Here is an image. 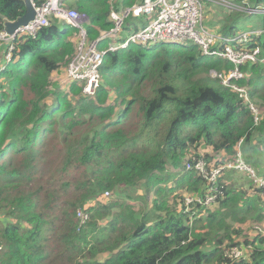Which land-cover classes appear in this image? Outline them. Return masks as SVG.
<instances>
[{"label":"trees","instance_id":"trees-1","mask_svg":"<svg viewBox=\"0 0 264 264\" xmlns=\"http://www.w3.org/2000/svg\"><path fill=\"white\" fill-rule=\"evenodd\" d=\"M136 2L60 0L89 18L90 41L112 27L111 10ZM207 7L209 29L229 40L247 32L231 17L241 12ZM24 12V0H0V32ZM77 38L54 20L17 37L10 62L0 42V264H264V189L250 174L224 170L212 205L189 212L184 205L207 189L186 168L199 161L219 168L241 150L264 178V35L245 47L224 44L258 46L262 61L239 66L244 76L230 87L210 72L235 66L195 44L108 52L94 97L81 82L67 80L63 90L52 81L74 57ZM234 249L239 258L229 257Z\"/></svg>","mask_w":264,"mask_h":264},{"label":"built area","instance_id":"built-area-1","mask_svg":"<svg viewBox=\"0 0 264 264\" xmlns=\"http://www.w3.org/2000/svg\"><path fill=\"white\" fill-rule=\"evenodd\" d=\"M238 1L239 3L229 0H137L134 5L121 12L111 10L109 22L112 27L109 30L100 31L99 37L90 41L84 28L89 23V18L86 15L64 9L60 0H44L39 6L34 5L36 17L27 26L19 28L13 35L7 34L4 27L0 32V42L8 46L5 59L6 62H10L14 49L13 42L17 37L34 36L38 30L47 27L54 20L71 26L78 31V38L75 55L66 70V79L70 82H81L83 94L94 97L100 85L98 70L108 52L112 53L127 48L130 44L145 46L192 41L204 56L220 58L235 66L226 74L218 73L215 70L211 71H215L216 74V77L210 76L211 78H218L223 85L230 87L232 80L243 77L239 66L244 63H262V61L259 60L258 46L250 50H234L224 44L232 42L236 43L237 47L241 45L245 47L253 37L259 38L264 35V30L247 31L229 40L228 37L206 27L204 21L207 5L222 6L230 11H243L254 15L264 14V6L251 8L248 0ZM128 18L140 19L141 25H137V23L128 25L129 34L124 37L122 35L123 28ZM142 22L145 23L144 27H142ZM233 89L240 96L245 92V89L237 87H233ZM187 169H193L198 177L205 180L207 189L202 196L185 198V212H189L191 205L208 207L215 202L217 194L220 193L216 183L220 173L224 170L248 173L256 186L264 189V178L259 177L244 163L240 153H237L234 162L219 168L208 170L207 162L202 160L194 166L188 165ZM77 216L81 224L86 219V215L82 211H79ZM241 255V252L236 249L229 253V257L234 258H239Z\"/></svg>","mask_w":264,"mask_h":264},{"label":"rangeland","instance_id":"rangeland-1","mask_svg":"<svg viewBox=\"0 0 264 264\" xmlns=\"http://www.w3.org/2000/svg\"><path fill=\"white\" fill-rule=\"evenodd\" d=\"M211 7H217V6H211ZM216 11H219L218 14H222V12L218 9H216ZM233 12H241V13H234V14H237L236 16L235 15H232V19H235L233 22H234V25H236V28L239 29V30H247V31H252V30H263L262 29V25H263V21H264V14H259V15H254V14H249V16H247L246 12H243V11H233ZM207 14H208V7H206V16H205V21L207 19ZM213 15V14H212ZM215 15V14H214ZM204 21V23H205ZM137 23V25H141L140 23V19H127L125 21V24H124V30H123V33L122 35L124 37L128 36L129 32L126 30V27L128 25H131V24H135ZM62 28V27H61ZM183 43L185 44H194V42L192 41H184ZM76 52V50H75ZM71 62V61H70ZM69 62V63H70ZM69 63L65 66V68H63L62 70H60L59 72L57 73H54L53 76H52V81L53 83L55 84H58L60 86V83L62 85V88L63 90L67 89L68 85H67V79H66V70L68 68V65ZM215 72V71H214ZM214 72H211L210 73V76L212 77H216V74ZM244 76V75H243ZM61 87V86H60ZM242 97L244 99H248L247 98V94L244 92V94L242 95ZM238 153H240V155L242 156L241 154V150H238ZM187 168V166H186ZM241 174V173H240ZM245 174V173H242V175ZM241 176V175H240ZM245 176V175H243ZM242 176V177H243ZM171 180V179H170ZM246 181V180H245ZM251 184H255L253 182V180L251 181ZM256 185V184H255ZM115 197V195H113L111 198L110 197H107V201L108 200H111ZM150 199H152V196L150 195L149 196ZM78 217V216H77ZM79 219V218H78ZM80 220V219H79ZM81 223V221H80ZM248 227V225H245L244 228ZM106 256H99V259L102 260V259H105Z\"/></svg>","mask_w":264,"mask_h":264},{"label":"water","instance_id":"water-1","mask_svg":"<svg viewBox=\"0 0 264 264\" xmlns=\"http://www.w3.org/2000/svg\"><path fill=\"white\" fill-rule=\"evenodd\" d=\"M25 12L15 22H6L4 27L9 35H13L19 28L27 26L36 17L35 7L31 0H24Z\"/></svg>","mask_w":264,"mask_h":264},{"label":"clouds","instance_id":"clouds-1","mask_svg":"<svg viewBox=\"0 0 264 264\" xmlns=\"http://www.w3.org/2000/svg\"><path fill=\"white\" fill-rule=\"evenodd\" d=\"M251 6V5H250ZM264 6V5H263ZM251 8H253V7H251ZM264 30V29H263ZM214 31V30H213Z\"/></svg>","mask_w":264,"mask_h":264}]
</instances>
